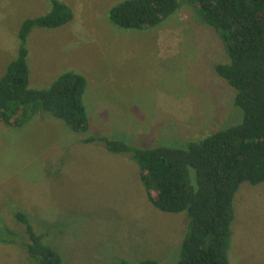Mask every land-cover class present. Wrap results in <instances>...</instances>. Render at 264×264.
<instances>
[{
  "label": "rangeland",
  "instance_id": "obj_1",
  "mask_svg": "<svg viewBox=\"0 0 264 264\" xmlns=\"http://www.w3.org/2000/svg\"><path fill=\"white\" fill-rule=\"evenodd\" d=\"M51 1L0 0V80L19 56L24 22L48 14ZM57 1L72 20L28 36L30 89L83 75L90 128L74 132L42 111L20 127L0 122V264H32L18 214L63 264H176L186 214L151 204L129 155L85 140L185 148L234 126L235 91L215 72L228 63L224 45L188 3L155 27L123 30L109 12L127 0ZM234 210L230 264H264V184L243 183Z\"/></svg>",
  "mask_w": 264,
  "mask_h": 264
},
{
  "label": "trees",
  "instance_id": "obj_2",
  "mask_svg": "<svg viewBox=\"0 0 264 264\" xmlns=\"http://www.w3.org/2000/svg\"><path fill=\"white\" fill-rule=\"evenodd\" d=\"M182 3L196 6L224 45L228 63L217 64L215 72L235 91L238 120L234 126L185 148L139 150L122 141L95 137L85 143L100 141L111 153L129 155L142 171L151 204L164 213L186 214L188 231L176 264H230L235 196L245 182L264 184V0H127L110 10L109 20L118 29L143 30L166 20ZM71 20L70 10L52 0L48 14L24 22L19 56L0 80L1 123L20 127L42 111L74 132L89 131L83 75L66 73L48 90L30 89L28 36L35 29H57ZM17 218L26 226L32 264H63L34 232L27 216Z\"/></svg>",
  "mask_w": 264,
  "mask_h": 264
}]
</instances>
